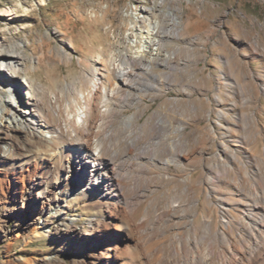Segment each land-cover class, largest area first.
Masks as SVG:
<instances>
[{
    "label": "bare ground",
    "instance_id": "6f19581e",
    "mask_svg": "<svg viewBox=\"0 0 264 264\" xmlns=\"http://www.w3.org/2000/svg\"><path fill=\"white\" fill-rule=\"evenodd\" d=\"M168 1L140 7L127 32L92 56L74 90L53 92L26 77L28 92L16 93L14 102L0 93L5 152L13 154L9 142L20 132L35 142L28 154L51 153L64 162L68 153L64 181L81 183L70 200L86 191L104 200L85 228L73 221L56 228L58 237L78 241L84 258L60 264H264V148L255 146L264 116V72L251 67L264 68V42L238 36L218 78L225 100L221 94L207 98L217 106L204 109L193 78L177 77L201 54L200 38L182 39L185 24L164 10ZM177 38L185 45L172 44ZM231 64L245 67L247 122L257 132L248 134L244 121L238 123L246 116L235 112L243 103L239 82L227 72ZM0 66L10 78L25 71L20 55L0 53ZM159 66L164 68L157 72ZM16 84L12 89L19 90ZM174 87L184 96L168 98L143 120L146 99L154 102ZM129 108L136 112L127 115ZM214 115L216 123L204 132L201 120ZM47 206L46 198H38L33 212L42 216ZM41 229L33 235L41 237Z\"/></svg>",
    "mask_w": 264,
    "mask_h": 264
},
{
    "label": "rangeland",
    "instance_id": "374dc122",
    "mask_svg": "<svg viewBox=\"0 0 264 264\" xmlns=\"http://www.w3.org/2000/svg\"><path fill=\"white\" fill-rule=\"evenodd\" d=\"M154 1L159 0H0V53L20 55L25 67V71L19 72L18 79L8 77L6 73L9 69L0 66V93L7 95L9 102H14L16 93L22 95L28 92L26 77L53 92L64 86L74 90L83 69H89L92 56L107 49L118 34L123 36L128 24L138 16L140 7H151ZM197 2L169 0L164 10H173L184 22L186 31L182 33V39L200 38L198 49L201 54L195 55L189 72L184 70L177 77L181 80L185 78V81L192 77L195 88L199 89L195 98L204 100V109L215 108L217 104L208 102L207 98L213 100L215 95L221 94L225 100V90L218 86V78L221 76L220 70L225 69V59L233 58L234 49L231 46L237 42L238 36L246 34L250 39L259 38L261 44L264 42V0ZM8 11L12 12V19ZM172 44L185 45L179 38L173 40ZM251 67L264 72L263 66L258 63ZM163 68L159 66L156 71ZM244 70L245 67L240 64L227 67L231 78L239 82L237 95L243 103L238 105L235 112L240 111L246 116L250 107L244 103L248 97ZM15 84L19 90L12 89ZM166 93L167 96L154 102L146 99L150 108L146 110L143 120L168 98L184 96V91L179 87L170 88ZM260 105L264 107V98ZM134 112V108H129L126 114ZM260 117L261 135L257 136L255 146L262 150L264 116ZM215 118L214 115L209 120L202 119L199 127L206 132L205 127L216 123ZM243 121L246 133L257 132L251 122H247L248 116L238 120V123ZM9 144H13V154H8L7 150L5 152L4 144L0 145V264L82 261L81 251H77L81 250L76 243L78 241L64 234L58 237L56 228H62L69 221L85 228L90 216L101 213L98 206L103 205L104 200L99 197L93 200V194L87 191L78 195L77 199L70 200L68 194L78 189L81 183L64 181L68 153L64 162H60L59 157L50 156L51 153L28 154L36 150L35 142L20 132L12 133ZM42 158L46 159L47 167L41 166ZM6 183L11 186H6ZM22 183L27 184V189L23 190ZM41 197L48 202L46 213L42 216L33 212L35 202ZM46 217L47 221L44 222ZM39 228L44 229L40 230L41 237H36L33 232ZM90 247L94 248V245Z\"/></svg>",
    "mask_w": 264,
    "mask_h": 264
}]
</instances>
